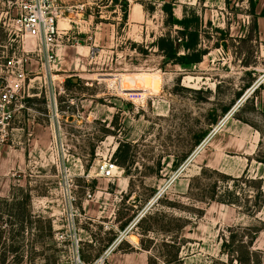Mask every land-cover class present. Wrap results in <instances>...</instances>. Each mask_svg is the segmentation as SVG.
<instances>
[{
    "label": "rangeland",
    "instance_id": "rangeland-1",
    "mask_svg": "<svg viewBox=\"0 0 264 264\" xmlns=\"http://www.w3.org/2000/svg\"><path fill=\"white\" fill-rule=\"evenodd\" d=\"M16 1L0 0V90L21 84L0 125V264H76V240L85 264H241L247 247L264 264V0H67L51 66ZM166 2L199 17L201 62L159 51L180 36Z\"/></svg>",
    "mask_w": 264,
    "mask_h": 264
},
{
    "label": "built area",
    "instance_id": "built-area-1",
    "mask_svg": "<svg viewBox=\"0 0 264 264\" xmlns=\"http://www.w3.org/2000/svg\"><path fill=\"white\" fill-rule=\"evenodd\" d=\"M19 15L17 25L24 32L25 38L39 42L40 49L37 56L43 64L51 66L58 58L59 38L61 37L59 21L65 18L70 9L67 0H17ZM66 35V34H65ZM34 53L35 50L25 52ZM27 56V55H26ZM21 55L17 60H10L9 66L16 68V76L19 81L25 80L24 61L28 57ZM20 83L7 84L0 90V125L6 128L13 117V106L18 101L17 91ZM118 166L115 163H106L102 169L104 177H115ZM72 221L74 214H72ZM75 263L85 264L80 258L78 241H75ZM103 261V258L100 259Z\"/></svg>",
    "mask_w": 264,
    "mask_h": 264
},
{
    "label": "trees",
    "instance_id": "trees-1",
    "mask_svg": "<svg viewBox=\"0 0 264 264\" xmlns=\"http://www.w3.org/2000/svg\"><path fill=\"white\" fill-rule=\"evenodd\" d=\"M162 9L167 14V24L171 26L179 25L181 29L179 30L180 36L172 37L170 35L161 36L157 40V47L162 53L164 58L168 62L178 63L182 65H190L201 62L203 55L205 54L204 50L199 48V17L197 15L184 16L179 19L176 18L173 14V3L166 2L163 4ZM127 16V7L124 9V17ZM257 16L264 17V9ZM180 49H183L185 52L180 54ZM116 154V153H115ZM26 199H30V194H26ZM234 243V240L232 241ZM229 243H224V246H231ZM251 245V244H250ZM242 247V245H241ZM236 251V259L241 264H261L258 257V252H255L247 247V251L239 252Z\"/></svg>",
    "mask_w": 264,
    "mask_h": 264
},
{
    "label": "crops",
    "instance_id": "crops-1",
    "mask_svg": "<svg viewBox=\"0 0 264 264\" xmlns=\"http://www.w3.org/2000/svg\"><path fill=\"white\" fill-rule=\"evenodd\" d=\"M258 21H257V27L260 29V31H262V33H264V17L262 16H258ZM63 49L62 48H58V56L63 53ZM62 56V54H61ZM127 257H130L129 255H127Z\"/></svg>",
    "mask_w": 264,
    "mask_h": 264
},
{
    "label": "bare ground",
    "instance_id": "bare-ground-1",
    "mask_svg": "<svg viewBox=\"0 0 264 264\" xmlns=\"http://www.w3.org/2000/svg\"><path fill=\"white\" fill-rule=\"evenodd\" d=\"M140 18V10L137 8V6L133 7L129 19L132 21H137Z\"/></svg>",
    "mask_w": 264,
    "mask_h": 264
}]
</instances>
